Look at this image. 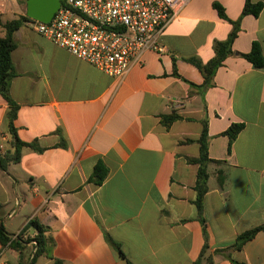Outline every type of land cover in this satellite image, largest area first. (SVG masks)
<instances>
[{
    "label": "crops",
    "instance_id": "0c3cea01",
    "mask_svg": "<svg viewBox=\"0 0 264 264\" xmlns=\"http://www.w3.org/2000/svg\"><path fill=\"white\" fill-rule=\"evenodd\" d=\"M4 1L2 23L15 18ZM215 1L232 20L241 17L246 2L191 0L161 35L165 51H147L143 64L123 80L28 25L16 31L15 125L23 141L42 150L25 146L18 163L8 171L0 168V222L13 237L24 232V239L38 234L33 226L25 230L31 220L49 228L53 251L38 256L35 264H128L107 234L133 264H198L205 244L214 264H264V230L241 249L216 252L264 224V67L241 55L254 41L264 53V7L259 16L242 17L234 53L208 86L187 58L208 62L215 56V42L227 39L233 29L214 8ZM9 110L0 93V146L6 150L12 147ZM173 112L180 118L167 127L162 115ZM205 118L209 155L224 162L208 166L203 222L195 188L200 165L188 159L200 155L196 140ZM237 122L245 126L229 152L230 139L222 133ZM99 160L109 168L101 185L89 182ZM220 169L226 175L223 186ZM34 243L26 246L33 247V254ZM5 248L0 242V264H11ZM21 253H16L17 264L23 261Z\"/></svg>",
    "mask_w": 264,
    "mask_h": 264
},
{
    "label": "built area",
    "instance_id": "2783aa9c",
    "mask_svg": "<svg viewBox=\"0 0 264 264\" xmlns=\"http://www.w3.org/2000/svg\"><path fill=\"white\" fill-rule=\"evenodd\" d=\"M191 0H63L49 22L27 25L55 45L117 80L164 52L161 35ZM2 137L6 138L5 134ZM7 150L0 146V152Z\"/></svg>",
    "mask_w": 264,
    "mask_h": 264
},
{
    "label": "trees",
    "instance_id": "16d2710c",
    "mask_svg": "<svg viewBox=\"0 0 264 264\" xmlns=\"http://www.w3.org/2000/svg\"><path fill=\"white\" fill-rule=\"evenodd\" d=\"M27 5V0H19ZM214 8L218 11V14L233 24V29L229 34L228 38L225 40H217L215 42V56L210 59L208 62H203L198 57L192 56L187 58V60L194 65H196L203 73L205 77V84L208 86L213 84L215 73L217 69L224 63L225 59L234 53L233 42L238 35V32L241 28V19L247 14H253L259 16L263 10L264 4L261 2L254 3L252 0H246L243 12L241 17L238 20L230 19L225 11V7L218 1L213 3ZM31 18L27 14H22L17 18H13L6 23L0 22L5 28V35L0 36V93L1 95L9 102L10 110L7 114V124L9 128V135L11 137V149L7 150L5 153L0 152V168L4 171H8L9 166L13 163H18L22 157V149L25 146H31L42 150L38 147L35 142H26L23 141L17 132L15 125V120L19 111V104L11 96V83L12 80L17 76V71L12 60V52L17 47V41L15 38L16 31L22 26L26 25ZM243 57L248 59L255 67L263 68L264 67V53L262 47L258 41H254L251 50L248 53L241 54ZM176 64V59L174 58V65ZM175 74L179 76V73L175 66ZM180 118L175 112L170 114L162 115V122L165 126L170 127L171 124ZM204 128L201 133V136L196 140L200 144V155L199 157L189 158L188 160L193 163H198L200 165L198 171V177L196 182V190L198 192L196 204L199 209V214L201 220L205 222L203 217V197L206 192L209 190L208 181H209V172L208 166L211 162L222 163L224 160L213 159L209 155V129H208V120L207 118L203 121ZM244 123L237 122L230 125V127L224 131L222 134L227 135L230 139L229 141V152H231L232 144L235 139L238 137L240 132L244 128ZM109 174V168L103 160H99L95 165L94 172L89 178V182H93L97 185L103 184L105 179ZM218 181L221 186L224 185L226 181V175L224 170L220 169L218 172ZM35 227L38 231V234L34 238L24 239V232L19 233L16 237L11 235L3 223L0 222V242L3 247H10L15 250L23 252L28 243L35 241L34 245L36 250L32 256L31 262L29 264H35L38 256L41 254L51 255L55 240L52 234H49V228L43 224H40L36 220H31L27 227ZM264 230V224L254 227L250 230L243 232L238 236L237 240L233 245L226 248H218L216 252H224L229 248L241 249L243 245L253 239L256 234ZM107 240L119 251L121 256L126 259L128 264H133L124 253L121 244L114 240L109 234L106 235ZM208 245L205 244L203 251L198 259V264H214V258L212 254H207ZM235 264H246L243 262L234 261ZM23 264V263H19Z\"/></svg>",
    "mask_w": 264,
    "mask_h": 264
},
{
    "label": "rangeland",
    "instance_id": "374dc122",
    "mask_svg": "<svg viewBox=\"0 0 264 264\" xmlns=\"http://www.w3.org/2000/svg\"><path fill=\"white\" fill-rule=\"evenodd\" d=\"M4 4H5L4 8L6 9V12L9 15V17H11V18L12 17L17 18L20 15L26 13V8H27L26 4L23 2H20L19 0H5ZM17 251H15V249L7 248V247L4 249V252L6 253V258L9 260V262L11 264H17L18 262H20V258H17V256H16V255H18L16 253H19L20 251L19 250H17ZM32 255H33V247H30V248L26 247L24 249V253H23V261H21V262L23 264H29L31 262ZM21 258H22V256H21ZM41 259H42L41 261H44V258H41Z\"/></svg>",
    "mask_w": 264,
    "mask_h": 264
},
{
    "label": "water",
    "instance_id": "95a60500",
    "mask_svg": "<svg viewBox=\"0 0 264 264\" xmlns=\"http://www.w3.org/2000/svg\"><path fill=\"white\" fill-rule=\"evenodd\" d=\"M63 0H27L28 17L49 22L62 5Z\"/></svg>",
    "mask_w": 264,
    "mask_h": 264
}]
</instances>
